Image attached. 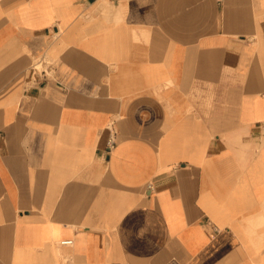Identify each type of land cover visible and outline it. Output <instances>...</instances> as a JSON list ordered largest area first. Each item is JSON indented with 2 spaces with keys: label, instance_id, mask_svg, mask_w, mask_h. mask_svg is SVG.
I'll use <instances>...</instances> for the list:
<instances>
[{
  "label": "crops",
  "instance_id": "1",
  "mask_svg": "<svg viewBox=\"0 0 264 264\" xmlns=\"http://www.w3.org/2000/svg\"><path fill=\"white\" fill-rule=\"evenodd\" d=\"M0 264H264V0H0Z\"/></svg>",
  "mask_w": 264,
  "mask_h": 264
},
{
  "label": "built area",
  "instance_id": "2",
  "mask_svg": "<svg viewBox=\"0 0 264 264\" xmlns=\"http://www.w3.org/2000/svg\"><path fill=\"white\" fill-rule=\"evenodd\" d=\"M108 131L109 132H108V138L106 144H107V151H110L116 144V132L111 124L108 126ZM61 243L69 245L72 243V240L71 239L62 240Z\"/></svg>",
  "mask_w": 264,
  "mask_h": 264
},
{
  "label": "rangeland",
  "instance_id": "3",
  "mask_svg": "<svg viewBox=\"0 0 264 264\" xmlns=\"http://www.w3.org/2000/svg\"><path fill=\"white\" fill-rule=\"evenodd\" d=\"M41 68H42L41 64L37 65V69H41Z\"/></svg>",
  "mask_w": 264,
  "mask_h": 264
}]
</instances>
